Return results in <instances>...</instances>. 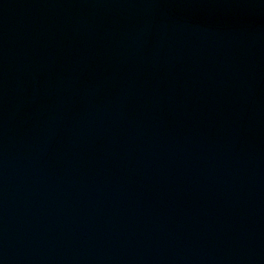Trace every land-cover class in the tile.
Segmentation results:
<instances>
[{"label": "water", "instance_id": "obj_1", "mask_svg": "<svg viewBox=\"0 0 264 264\" xmlns=\"http://www.w3.org/2000/svg\"><path fill=\"white\" fill-rule=\"evenodd\" d=\"M0 264H264V0H0Z\"/></svg>", "mask_w": 264, "mask_h": 264}]
</instances>
